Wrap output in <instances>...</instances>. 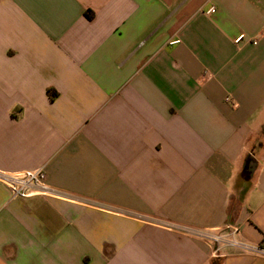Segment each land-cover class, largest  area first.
<instances>
[{
  "label": "crops",
  "instance_id": "obj_1",
  "mask_svg": "<svg viewBox=\"0 0 264 264\" xmlns=\"http://www.w3.org/2000/svg\"><path fill=\"white\" fill-rule=\"evenodd\" d=\"M41 167L0 264H264L179 230L264 247V0H0V170Z\"/></svg>",
  "mask_w": 264,
  "mask_h": 264
},
{
  "label": "built area",
  "instance_id": "obj_2",
  "mask_svg": "<svg viewBox=\"0 0 264 264\" xmlns=\"http://www.w3.org/2000/svg\"><path fill=\"white\" fill-rule=\"evenodd\" d=\"M214 11L215 9L212 10V12ZM244 39V36H239L235 42L238 44ZM179 42L180 41H176L174 43ZM226 102L229 103L230 98H227ZM0 183L9 188L12 199L32 197H66V194L48 184L45 167L18 173L3 172L0 170ZM179 230L184 234L213 245L215 254H221L225 249L232 248L244 253L264 256V247L252 244L241 238V230L237 226L217 231L202 230L191 227H180Z\"/></svg>",
  "mask_w": 264,
  "mask_h": 264
},
{
  "label": "trees",
  "instance_id": "obj_3",
  "mask_svg": "<svg viewBox=\"0 0 264 264\" xmlns=\"http://www.w3.org/2000/svg\"><path fill=\"white\" fill-rule=\"evenodd\" d=\"M89 17L91 18L92 15H89ZM51 97L55 98V95L51 93Z\"/></svg>",
  "mask_w": 264,
  "mask_h": 264
}]
</instances>
